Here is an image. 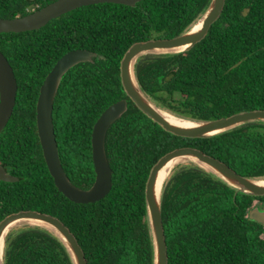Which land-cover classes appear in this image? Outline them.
Wrapping results in <instances>:
<instances>
[{
  "label": "trees",
  "instance_id": "16d2710c",
  "mask_svg": "<svg viewBox=\"0 0 264 264\" xmlns=\"http://www.w3.org/2000/svg\"><path fill=\"white\" fill-rule=\"evenodd\" d=\"M55 0H0V18L29 14ZM210 0H141L70 11L44 27L0 34V51L17 82L12 115L0 132V165L18 182L0 181V221L34 210L59 218L74 234L87 264H153L144 188L151 167L169 151L197 148L236 173L264 179V123H249L206 139L172 135L126 97L119 66L135 42L173 38L202 15ZM73 49L96 53L62 79L52 121L62 167L87 189L95 179L92 127L111 104L127 111L107 131L112 187L105 198L76 204L55 187L37 129L40 86L55 62ZM142 92L164 111L213 120L264 109V0H226L220 17L190 50L137 59ZM255 197L235 191L194 164L177 166L162 192L167 264H264L263 227L247 218ZM3 264H73L59 239L32 226L11 230Z\"/></svg>",
  "mask_w": 264,
  "mask_h": 264
},
{
  "label": "water",
  "instance_id": "95a60500",
  "mask_svg": "<svg viewBox=\"0 0 264 264\" xmlns=\"http://www.w3.org/2000/svg\"><path fill=\"white\" fill-rule=\"evenodd\" d=\"M28 1L32 2L34 0ZM139 1L141 0H55L24 16H16L11 19L0 18V34L38 30L51 20L85 6L111 3L132 7ZM225 1L210 0L196 22L186 31L173 38L149 39L133 43L126 50L120 61V83L126 97L146 117L172 135L189 139H206L216 137L245 124L264 123V109H253L213 120L192 121L180 118L187 121L188 125L173 124L165 120L156 111L155 107L158 106L153 104L142 92L135 77L134 67L138 58L150 54L181 53L190 50L196 43L200 42L206 36L211 25L220 17ZM198 22H200L199 27L193 30ZM175 50L180 51L174 52ZM162 51L164 53H159ZM95 56V52L86 49L71 50L62 55L44 78L36 102L37 135L48 172L53 179L56 189L65 198L76 204L95 203L105 198L110 192L112 187V170L105 152V139L111 125L128 109L127 99L123 98L108 106L100 114L92 127L90 140L91 157L95 173L94 182L88 189H81L73 185L62 167L58 153L52 121L53 103L59 85L68 71L80 63L90 62ZM16 92L17 82L13 69L0 51V132L5 128L12 115ZM177 157H187L193 160L195 163L187 164H194L212 174L232 188L235 193L252 197L264 196V179H253L242 176L224 162L197 148L179 147L167 152L151 167L144 188L146 216L153 246V264H167L168 262L167 246L162 225V192L170 173L179 165L170 171L168 177L161 185H159V175L162 169ZM18 180L17 177L6 172L0 165V181L14 183L18 182ZM248 219L264 226V211L253 209L249 212ZM19 221H37L44 224L47 228H39L49 231L59 239L67 249L73 264H87L84 252L69 228L59 218L34 210L14 212L5 216L0 221V240L4 236L3 251L5 238L14 228L11 226ZM21 226L29 225L24 224Z\"/></svg>",
  "mask_w": 264,
  "mask_h": 264
},
{
  "label": "bare ground",
  "instance_id": "6f19581e",
  "mask_svg": "<svg viewBox=\"0 0 264 264\" xmlns=\"http://www.w3.org/2000/svg\"><path fill=\"white\" fill-rule=\"evenodd\" d=\"M200 25V22L196 23V25L194 26V29H197ZM176 51H180V50H175ZM159 53H164V51L159 52ZM156 111L167 121L173 123V124H177V125H182V126H186L188 125L187 121H184L180 118H176L174 116H171L170 114H168L167 112L159 109L158 107H155ZM194 162L193 160L187 158V157H177L173 160H171L160 172L159 175V185H161L165 179L168 177L170 171L176 167L177 165H182V164H187V163H192ZM195 163V162H194ZM203 167V166H202ZM205 168V167H204ZM264 184V183H263ZM29 225V226H38V227H46L44 224L37 222V221H19L16 222L15 224H13L11 227H16V226H21V225ZM25 227V226H24ZM47 228V227H46ZM6 234V232H5ZM3 241H4V236L1 238L0 240V264H2V256H3ZM4 260V259H3Z\"/></svg>",
  "mask_w": 264,
  "mask_h": 264
},
{
  "label": "flooded vegetation",
  "instance_id": "af4514ba",
  "mask_svg": "<svg viewBox=\"0 0 264 264\" xmlns=\"http://www.w3.org/2000/svg\"><path fill=\"white\" fill-rule=\"evenodd\" d=\"M35 8H37V6L36 7H31V8H29L28 9V11H29V13H31V12H33V11H35ZM38 10V9H37ZM3 19H11V18H3ZM73 50H75V49H73ZM71 51V50H70ZM67 53V52H66ZM3 54V53H2ZM64 55V54H63ZM94 58V57H93ZM92 58V59H93ZM90 62H92V60L90 61ZM85 63H87V62H85ZM7 172V171H6ZM88 189V188H87ZM253 209H256L257 211H264V196H261V197H255V199H253L252 200V206H251V208L249 209V211H248V214H249V212L251 211V210H253ZM248 214H247V218H248ZM254 222V221H253ZM256 223V222H255ZM258 224V223H257ZM259 225H261V224H259ZM262 227H263V230H264V226L263 225H261ZM264 233V232H263Z\"/></svg>",
  "mask_w": 264,
  "mask_h": 264
},
{
  "label": "rangeland",
  "instance_id": "374dc122",
  "mask_svg": "<svg viewBox=\"0 0 264 264\" xmlns=\"http://www.w3.org/2000/svg\"><path fill=\"white\" fill-rule=\"evenodd\" d=\"M175 168V167H174ZM19 227H23V226H16V227H14L13 229H16V228H19ZM12 229V230H13ZM261 237L264 239V233L261 235Z\"/></svg>",
  "mask_w": 264,
  "mask_h": 264
}]
</instances>
